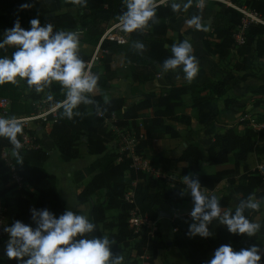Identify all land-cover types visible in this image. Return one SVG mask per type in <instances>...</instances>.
<instances>
[{
    "label": "trees",
    "instance_id": "16d2710c",
    "mask_svg": "<svg viewBox=\"0 0 264 264\" xmlns=\"http://www.w3.org/2000/svg\"><path fill=\"white\" fill-rule=\"evenodd\" d=\"M233 1L257 9L264 17V0ZM183 3H187V0H183ZM22 4H29L31 7L21 9ZM69 5L74 4L62 0H0V42L5 31L13 27L17 19L22 28L29 30L30 20L38 18L41 26L53 25V34L58 31L82 30V43L97 44L109 22L117 20L118 15L126 10L124 0H87L86 8L75 5L76 12L62 10ZM173 13L170 4L160 5L157 9V20L150 21L146 30L130 33L125 44L104 39L100 44L103 51L100 58L101 69H94L96 65L93 68L94 74L99 76L95 90L103 89V93L86 94L92 102L81 103L74 109V113L79 112L80 115H74L71 120L62 118L61 105L57 107L55 116L47 115V120L50 121L48 136L59 153L61 163H69L80 157L79 143L83 144L88 155L94 156L85 168L90 177L77 193V203L89 204L90 222L95 225L94 234L99 235L101 228L108 231L110 240L115 241L111 244L112 258L121 256L124 246L132 243V264H178L179 262L175 263L174 260V257L178 256L183 257L188 264H206L209 254L221 245L228 244L234 251H239L254 244L247 241V235L230 233L219 219H214L208 225L212 233L209 237H190L187 234L189 225L193 223L190 215L171 216L170 238L164 240L159 224V219L164 213L161 206L193 201L190 190L181 177L191 174L190 178L198 179L204 190H212L219 182L225 180L236 198L232 199L230 194L221 197L215 195L219 199L222 213L230 211L234 214L239 203L249 195L256 199L264 198V175L257 168H249L246 163L250 153L264 155V131L254 130L245 121L233 123L223 130L218 128L206 148L197 141L187 142L176 158L186 163L176 178L166 176L171 167L169 157L158 151L147 154L151 148L148 146L155 138L182 137L188 134L189 130L186 128L191 124L192 117L186 113L188 105L183 100L185 95L191 96L190 107L194 118L202 127L221 119V113L233 104V98L227 95L229 85L222 78L209 77L202 67H199V73L191 83L171 84L162 87L159 93L139 90L140 83L155 79L159 72H172L162 71L163 61L171 56V46L183 40L190 41L189 37L181 32L174 38L169 36V19ZM185 13L188 19L193 15H200L202 22L212 16L213 20L209 23L211 32L203 38L202 44L217 60L228 63L233 55H236L241 57L239 63H243L251 52L255 53L254 58L257 59L264 56L262 25L250 24L245 30V42L241 45L234 42L233 33L240 23L241 14L233 8L220 2L208 1L201 10L192 0V6ZM138 41L145 44V50L134 48V43ZM4 49H0V58H10L17 50L15 46H5ZM118 53L122 54L131 83L124 96L106 97V89L116 77L111 63L113 56ZM78 56L85 62L90 54L78 50ZM234 66L238 69L236 71L245 69L242 64L235 63ZM230 71L232 70H224L226 74ZM250 73L252 72H245L240 78L245 79ZM44 93L46 98L49 95L52 97L49 104H58L65 99V90L54 82L42 93H36L34 88L30 89L26 80L21 81L18 86L11 83L0 85V98L10 101V115H29L35 112L34 101L41 99ZM147 109H151V115L143 112ZM112 115L116 118L114 125L117 127L133 126L138 130L139 123L142 124L146 136L139 143L140 148L138 145L137 151L150 158L152 165L160 168L165 175L153 177L130 168V159L116 151L112 144L115 135L104 122ZM180 126L185 129V135H182ZM34 131L23 126V133L34 136L35 143L38 144L39 140ZM22 134H18L19 140ZM3 150L14 151L13 145L6 137H0V198L7 206L8 212L12 210V216L7 218L8 212L6 213L5 226L20 220L35 228L37 225L31 212L33 208L37 211L47 209L57 218L67 211L66 200L57 190V178L47 168L50 152L40 147H21L17 154L10 158L9 155H2ZM8 162L13 164L22 176L23 186L17 187L15 183L9 182ZM228 163L233 167L211 173L201 170L204 165ZM74 170L73 172H78L80 169ZM84 176V173L78 174L77 177L74 176V180L79 182ZM131 187L134 190V202L128 203L123 194ZM181 192L184 194L181 195ZM134 207H138L142 214H147L150 219L156 221L157 231L153 235H147L146 231L135 233L133 228L129 227V211ZM109 211L115 213L108 217ZM253 213H258V210L244 209V215L249 220L260 224L259 214L254 217ZM4 235L8 234L3 231ZM255 245L261 248L260 264H264V246ZM165 248H174L175 253L169 256H178H173L168 261H160V251ZM4 264H18V261L6 257Z\"/></svg>",
    "mask_w": 264,
    "mask_h": 264
},
{
    "label": "clouds",
    "instance_id": "9594fccd",
    "mask_svg": "<svg viewBox=\"0 0 264 264\" xmlns=\"http://www.w3.org/2000/svg\"><path fill=\"white\" fill-rule=\"evenodd\" d=\"M68 2L82 9L87 7V0ZM159 6L157 0H124L126 10L117 17L120 30L128 34L146 30L150 21L157 20ZM191 6L192 0L183 4L173 0L170 4L174 13L187 11ZM29 7V4L20 5L21 9ZM197 7L203 9V0H198ZM186 23L196 30L207 31L200 15H193ZM30 24V30H26L17 19L14 26L4 33L0 49L15 46L17 50L10 58H0V85L11 83L18 86L26 80L30 89L42 93L53 81L59 82L65 90V99L61 103L62 118L71 120L74 115H80L79 112L74 113V109L81 103L92 102L86 94L93 93L98 87L99 76L87 71L85 62L78 56L80 41L76 32L58 31L53 34V25L41 26L38 18L31 19ZM133 46L137 50H145L142 42H135ZM178 69H182L188 83L199 73V61L189 40L174 43L171 56L162 63L163 72H175ZM47 98L52 99L50 95ZM22 133V121L15 117H0V137L8 138L14 154L22 147L18 139V134ZM190 175L184 176L183 181L194 201L190 212L193 223L189 225L187 233L190 237L199 235L207 238L212 235L208 225L214 219H219L233 234L252 237L260 230L259 223L244 215L245 208L254 211L260 209L261 204L253 195L242 200L234 214L230 211L222 213L219 199L215 195H206L201 190L199 180L191 179ZM31 212L37 225L35 228L20 220L3 228L9 236L5 253L8 259L17 260L18 264H123V256L112 258L111 244L115 241L107 235L103 239H76L95 228L87 216L71 210L65 211L58 218L47 209L37 211L33 208ZM261 256V248L255 244L239 251L224 244L215 250L213 258L206 264H260Z\"/></svg>",
    "mask_w": 264,
    "mask_h": 264
},
{
    "label": "crops",
    "instance_id": "0c3cea01",
    "mask_svg": "<svg viewBox=\"0 0 264 264\" xmlns=\"http://www.w3.org/2000/svg\"><path fill=\"white\" fill-rule=\"evenodd\" d=\"M188 20L185 11H181L180 13H173V15L169 19V36L175 37L178 32H181L183 35H187L190 39V42L193 44L194 49V55L197 57L199 61V67H202L206 70V73L211 78H222L228 85L229 88L227 90V95L231 98H233V104L230 105L228 110H225L221 113V119H218L217 121L213 122L207 127H202L199 123H197L196 119L194 118V113L192 111V108L190 107L191 104V96L185 95L183 97L184 102L188 105L186 108V113L191 115V124L186 128L189 130L188 134L186 136L182 137H163V138H155L153 139V142L160 141L163 147L169 148L168 150H165L166 152H160L163 155L167 156L171 160V167L168 172H166V176L176 178L180 174V169L186 165L183 161H178L176 158L180 155L182 149L187 145V142L189 141H197L203 148H206L212 139L213 134L218 128H222L221 130L227 128L233 123L239 122V121H245L248 122L247 119L251 116H261L264 114V72L259 71L258 69L252 70V73L248 75L245 79H241L240 76L244 74L245 72H249L250 70H240V71H234L231 75H228L224 72V67L226 66L225 62L219 61L216 59L215 56H213L211 53H209L203 46L202 40L205 36H207L211 32V27L209 23L204 21V26L207 28V31H200L196 30L192 27H189L186 21ZM80 45H87L80 41ZM196 48V50H195ZM122 63L125 65L127 74L128 69L126 64L122 61ZM111 69H113L111 67ZM114 70V69H113ZM116 72V71H115ZM125 86H129L131 83L129 75L124 78ZM188 83L184 79V73L182 69H178L175 72H170L167 74H162L159 72L155 79L140 83L139 84V90L141 92H151L154 91L156 93H159L162 89V87L169 86L171 84L174 85H182ZM124 84L122 85V87ZM114 88L110 86L106 89V97H119L124 96L127 93V90H122L123 88ZM118 90L117 92L112 91ZM121 91V92H120ZM144 113L151 115V109H147L143 111ZM50 126L47 127L46 133L48 135ZM182 135H185L184 128L181 126L179 127ZM144 130V129H143ZM145 132V130H144ZM146 134L144 133V137ZM49 146H51L50 150H46L45 146L42 145L40 142H38V147L46 150L47 152H50V154L56 153L57 157L59 158V153L53 143V141L49 138L46 142ZM179 144H181V148H179ZM180 149V151H178ZM85 151V150H84ZM7 153L9 155V150H7ZM149 153V152H148ZM151 154V152L149 153ZM90 159H93L94 156L89 155ZM50 158V157H49ZM252 159L256 160V156L253 153H250L247 156V165L249 168H252L250 162ZM58 164L53 166L51 169H49L48 164L47 168L49 171L53 172L57 178V190L59 192V195L66 200V207L67 210H71L75 213L78 212L79 208L82 205H77L76 203V195L80 192L82 186L84 183L88 180L86 176L84 178L77 182L73 178H71L74 168V160L69 163H61L58 159ZM68 164L70 166H68ZM68 167V170L66 173H63V171L66 170ZM172 167H179L176 173L172 172ZM233 165L231 163L223 164V165H216V166H210V165H204L201 170L203 172L211 173L217 170L225 169V168H231ZM172 172V173H171ZM182 180L184 178L181 177ZM73 186L74 196L75 199L72 198L71 194H67V187L68 185ZM226 181L222 180L219 182L212 190H204L201 188V190L208 196L214 194L217 197H221L222 195H226L225 187H226ZM223 188V189H222ZM63 192V193H62ZM64 194V196H63ZM171 206V205H169ZM172 207V211L170 213V216L173 215H190V212L192 208L194 207V201H182L180 203L174 204ZM257 214H259V221L260 225H262L261 220H263L262 216L260 215V210H258V213H253V216L256 217ZM171 220V219H170ZM263 234L264 230H260ZM260 231H258L254 236L248 237L247 241L259 244V234ZM214 256V252L209 254V260H211ZM179 264H188L186 260L180 256V262Z\"/></svg>",
    "mask_w": 264,
    "mask_h": 264
},
{
    "label": "built area",
    "instance_id": "2783aa9c",
    "mask_svg": "<svg viewBox=\"0 0 264 264\" xmlns=\"http://www.w3.org/2000/svg\"><path fill=\"white\" fill-rule=\"evenodd\" d=\"M176 1V0H175ZM197 7L198 0H193ZM206 1H216L223 3L241 14L240 23L237 25L235 32L233 33L234 42L237 45H241L245 42V30L250 24H259L264 27V17L255 8L246 4H239L233 0H203L204 4ZM159 5H169L173 0H157ZM30 30V29H29ZM76 33H82V30L74 31ZM110 40L117 44H125L128 42L129 34L122 32L119 28L118 20H111L106 26L96 46L90 53L89 59L85 61L86 70L94 74L93 68L99 63L102 57V50L100 44L104 40ZM62 103V102H61ZM58 104H48V107L42 111H35L29 115H10V101L7 98H0V117L11 118L15 117L22 121L23 126L27 127L28 122H34L38 119L43 121L47 120V115L51 114L55 116V112ZM101 115V113H99ZM116 118L114 115L111 118L105 119V124L114 133L113 146L116 151L122 155H125L130 159V168L135 171H141L146 174H150L153 177H159L165 175V172L161 171L160 168L152 165L150 158L142 155L137 151L140 140L144 138V130L142 124L139 123L138 130L133 126L117 127L114 125ZM247 125L256 131H264V115L261 117L251 116L247 119ZM22 148L32 149L38 147L35 143V137L23 133L20 139ZM111 146V144H109ZM2 155L6 157L8 155L7 150L2 151ZM9 165V182L15 183L17 187L23 186L22 176L18 174L13 164L8 162ZM258 171L264 175V163L257 165ZM135 185V182L132 183ZM124 200L128 203L134 202V190L133 188L127 189L123 194ZM8 211L7 206L3 203L0 198V238L3 236V228L5 226L6 213ZM128 225L133 228L135 233L146 231L147 235H153L157 231L156 221L149 218L147 214H142L138 207H134L129 211ZM143 258V255L141 256Z\"/></svg>",
    "mask_w": 264,
    "mask_h": 264
},
{
    "label": "rangeland",
    "instance_id": "374dc122",
    "mask_svg": "<svg viewBox=\"0 0 264 264\" xmlns=\"http://www.w3.org/2000/svg\"><path fill=\"white\" fill-rule=\"evenodd\" d=\"M62 1L65 2V3H69L68 0H62ZM241 1H243V0H241ZM175 2L183 4V0H176ZM206 2H208V1H206ZM69 4H71V3H69ZM66 9L70 10L72 12H76V6L75 5H69V6L65 7V8H63L62 10H66ZM203 23H204V21H203ZM77 34L79 36V41L83 40V38H84L83 34L82 33H77ZM95 46H96V44H92V43L89 44V45H79V50L84 52V53H86V54H90ZM4 50L5 49H1V51H4ZM195 50H196V48H195ZM254 54L255 53H253V52L249 53L247 55V57H246V60L243 63H239L241 61V57L233 55V58L228 63H226V66L224 67V70L227 72L229 69H231L232 71H230V73H227L228 75H231L233 73V70L234 71L238 70L237 67L234 66L235 63H238V64H242L245 69H248L251 72H252V70H255V69H258L259 71L264 72V56L261 59H257V58H254ZM122 61H123L122 54L118 53V54H115L113 56L111 67L116 71V77L113 80L110 81V84L114 88H120L124 84V86L122 87L123 88L122 90L126 91V90H128V86H125L124 78H126L128 76V74H127L126 67L122 63ZM94 69H96L97 71H99L101 69V60H100L99 63L96 64ZM53 82L56 83V84H59V82H56V81H53ZM112 91L117 92L118 90L116 91V90L112 89ZM94 92L103 93V89L95 90ZM104 92H105V90H104ZM49 102H50L49 99L45 97V93H44V95H43V97L41 99H37V100L34 101V107L36 108L37 111L38 110L42 111L44 108L48 107ZM42 122H44V124ZM48 126H50V121H48V120L43 121L42 119H38V120H36L34 122H28L27 123V127L28 128H31V129L35 130L34 131V135L36 137H38V140L40 138V142L42 143V145L45 146L46 150H50L51 149V146H49L46 143L47 140H48V135L46 133V130H47ZM141 140H140V142H141ZM161 144L162 143L160 141H157V142H153L152 141V144L148 146V148L151 147V148H149L151 154L154 153V152H157V151L165 153L166 152L165 150L169 149V148L163 147ZM79 148L81 150V155H80L79 158L74 160V163H73L74 164V168L73 169H75L74 171H76V169H78V168L80 170L78 172H71V174H72L71 178L74 179V176L77 177L78 174H83V173L85 174V176L87 178H89L90 175L86 174L85 168L89 164L91 159H90L89 155L84 151L85 147L83 146V144L79 143ZM139 148H140V144H139ZM179 148H181V144H179ZM147 149H146V151H147ZM178 151H180V149ZM147 154H149V153H147ZM255 156H256V160L252 159L251 162H250V164H251L253 169L257 168V165L264 163V155H258V156L255 155ZM58 159L59 158L57 157L56 153L50 154V158L47 161L49 169H51L53 166L58 164V162H59ZM68 166H70V165L68 164ZM178 168L179 167H176V168L172 167V172L176 173L175 171H177ZM67 170H68V167L66 168L65 171H63V173H66ZM161 186H162V183H161ZM72 190H73V186H71V184H70L67 187V192L66 193L68 195L71 194L72 198L75 199L74 191H72ZM225 192L227 194L232 195L231 196L232 199L236 198V195L232 192V190H230V188L227 187V185L225 187ZM63 196H64V194H63ZM256 200L259 201L260 204H261L259 210H260V215L263 218V220H261V222L262 221L263 222H262L260 230H264V198L263 199H256ZM76 203H77V199H76ZM77 205H78V203H77ZM79 205H82V204H79ZM161 210L164 213H162L163 217L159 219L160 233H161L162 238L164 240H167L168 238H170V234H171V230H170V222H171L170 218H171V216H170V213L172 211V207L167 205V204H163L161 206ZM114 213H115L114 211H109L108 212V217L112 216V214H114ZM77 214H81V215L87 216V218L89 219V222H90L89 204L85 203L84 206H81L79 208ZM11 216H12V210L7 213V218H10ZM106 235L108 236V231L103 230V229L100 228L99 235H95L94 232L92 231V232H89V233H85L83 236H78L77 239H81V238H86V239H97V238H100V239H103L104 236H106ZM259 237H260L259 239H261V240H259V245L264 246V241H262L263 234H262L261 231H260ZM8 239H9L8 235H4V236H2L0 238V264H4V260L7 257L5 253H6V242H7ZM131 246H132V243H130L129 245L124 246V248L122 250L121 256L124 257L123 264H132L134 262V255H133V253L131 251ZM173 253H175V249L174 248H165V249L161 250L160 251V259H161L160 261H163V260L164 261H166V260L168 261L169 258H172L173 256H178V254L173 255V256H169V254H173ZM174 260H175V263L176 262H180V256L174 257Z\"/></svg>",
    "mask_w": 264,
    "mask_h": 264
},
{
    "label": "water",
    "instance_id": "95a60500",
    "mask_svg": "<svg viewBox=\"0 0 264 264\" xmlns=\"http://www.w3.org/2000/svg\"><path fill=\"white\" fill-rule=\"evenodd\" d=\"M211 21H212V16H210L208 19H206V22L207 23H211ZM9 156H10V158H12L13 156H14V151H9Z\"/></svg>",
    "mask_w": 264,
    "mask_h": 264
}]
</instances>
